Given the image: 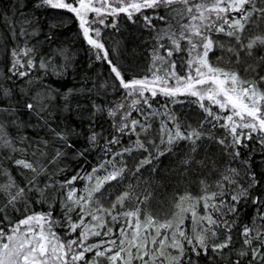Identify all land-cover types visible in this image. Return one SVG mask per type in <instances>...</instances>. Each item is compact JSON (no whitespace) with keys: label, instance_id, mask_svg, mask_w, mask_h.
<instances>
[{"label":"trees","instance_id":"16d2710c","mask_svg":"<svg viewBox=\"0 0 264 264\" xmlns=\"http://www.w3.org/2000/svg\"><path fill=\"white\" fill-rule=\"evenodd\" d=\"M65 2L76 4L74 0ZM132 2L141 0H108V4L117 8L119 4ZM202 2L205 0H190L189 6ZM255 4L262 8L264 0H255ZM184 8L183 4H173L101 17L91 27L95 40L103 45L102 49H97L85 39L76 16L68 9L52 8L43 0H0V136L10 140L17 149L0 147V208H3L0 229L11 234L10 229L20 220L43 214L48 218L46 227H51L61 241L80 239L81 233L87 231L84 245H101V251L111 248L112 252L106 253L105 257H96V249L85 253L89 262L108 264L106 257L121 247L125 249L124 253L129 249L137 253L136 248L128 246L137 219L142 222L140 242L145 243L147 237L148 250L155 251L159 247L151 243L157 230L166 234L170 243L176 230L175 214L179 211L180 197L187 194L199 198L206 189L209 195L221 193L211 201L217 207L209 208L207 213L202 200L196 203L199 215L209 214L220 222L216 228L218 237L208 243H218L229 236L231 241L227 248L213 252L209 247L205 254L199 247L195 252L192 250L194 239L193 245H189L177 233L176 238L184 247L181 264H237V261L239 264H264V258L252 259L251 248L258 247L259 242L253 240L251 247L245 246L242 235L245 226L253 229L250 233L253 236L256 228L264 231V144L260 141L264 134L252 133L249 139L247 133L250 130L237 129L243 135L241 143L234 145L230 131L221 127L225 121L209 116L201 108V101L189 94L167 97L157 91L152 97L151 92H146L148 104L141 100L132 106V99L139 97L128 96L111 71L112 66H116L126 81L152 80L154 74L165 75L173 71L182 78L195 77L188 62L194 59L196 52L189 55L187 41H180L183 51L174 50L168 38L171 33L179 36L180 26L187 24L192 14L198 15L194 7L192 14L184 12L183 16L172 11ZM226 15L231 18L240 14L229 11ZM209 35L215 43L208 52V62L226 72L237 73L243 80L256 82L258 89L264 91V80L260 79L264 77V44L257 43L250 50L242 47L253 38L264 36V17L259 13L252 15L244 30L237 32L241 43L223 32L213 31ZM230 48L233 51H229ZM169 49H173L170 57L167 56ZM196 51L202 54L203 49ZM157 56H164L167 62ZM21 72L26 75H18ZM169 83L175 86V78L171 77ZM28 103H33L35 109L29 110ZM203 104L220 117L230 114L207 99ZM112 112L115 115L109 114ZM133 119L138 121L135 126L130 123ZM125 123L128 127L123 133L118 132L117 128ZM176 125L184 132L196 129L201 136L195 144L182 139L168 144L166 132L161 129L174 133ZM93 136L95 141L91 139ZM113 138L120 142L109 144ZM221 139L224 144L219 143ZM57 152L61 155L57 156ZM18 159L32 162L43 170L36 175L18 166L15 163ZM145 159L150 163L139 167ZM94 168L97 169L95 173ZM120 168L124 169L122 175L105 182L83 211L67 199L70 189L75 190L74 198H87L88 189L94 186L97 177ZM74 176L79 178L67 183ZM225 177H230L234 183ZM7 185L12 187L4 190L3 186ZM19 189H24L23 195L14 205L9 204ZM37 189H43V196ZM245 189L246 196L232 200L233 195ZM125 192L129 196L123 205H116L115 220L106 211H97L98 208L112 209L117 197ZM230 207L235 211H230ZM68 208L73 210L68 211ZM137 209L138 217L122 215ZM183 215L180 230L192 238L195 232L191 214ZM93 216L99 219L94 220ZM147 217H152L158 224L170 220L173 227L149 228L145 232L143 224ZM223 221L231 227L226 228ZM70 222L78 225L75 232L71 230ZM203 223L207 227V222ZM93 232L101 235H92ZM73 247L76 251L83 250L82 246ZM241 250L246 252L243 257L239 254ZM164 251L179 254L174 248ZM259 251L264 253V247Z\"/></svg>","mask_w":264,"mask_h":264},{"label":"snow or ice","instance_id":"6c2138e0","mask_svg":"<svg viewBox=\"0 0 264 264\" xmlns=\"http://www.w3.org/2000/svg\"><path fill=\"white\" fill-rule=\"evenodd\" d=\"M117 2H119V0H117ZM43 3L50 5L52 8H66L69 11L76 13L77 17L80 19V26L83 29L84 37L87 39L88 43L97 49L103 48L101 43L90 38V28L85 26L86 23H88L85 16L88 12L92 11L100 15L102 9L109 6L108 0H95V3L101 4V7L99 8L94 6V0H78L79 7H75L73 3H66L65 0H43ZM173 4L185 5L184 9H172V11L177 12L178 15L183 16L184 12L192 14L193 7L195 8V12L198 13V15L192 14L189 22L180 26L181 31L179 36H177L176 33H171L170 35L166 33L174 45V50L183 51L180 41H187V44L190 46L188 49L189 55L196 52L194 59L189 60L188 62L189 68L194 69L196 76L193 77L192 75H188L187 77L182 78L177 76L173 71L171 73H166L165 75L154 74L152 80L132 79L131 81H126L122 77L120 70L116 66H112L111 71L115 73L120 85L127 91V95L139 97V99H132L131 105L135 106L139 104L141 100H143L145 104H148V99L145 96L146 92H151L152 97L157 95V91L167 97L189 94L193 97H197L198 100L201 101V108H204L209 116H214L217 120L223 119L225 121L224 124H221V127L227 128L230 131L234 145H239L241 143V135H243V133L238 132L237 129L250 130V132L247 133L249 139L252 138V133L264 134V91L258 89L256 82L243 80L235 72H226L221 68L214 67L207 60L208 52L212 50L215 43L209 35L211 32H223L229 37H234L238 43H241V37L237 35V32H242L244 30L245 23L250 21V18L254 13H259L261 17H264V7L257 8L255 0H205V2L194 6H189L190 0H141V2L127 3L119 8L112 7L111 11L112 13L127 12L129 8L140 11L141 8H154L159 6L169 7ZM246 5H250V7H245ZM229 11L239 13L240 15L238 17L233 16L229 18L226 15ZM161 19L164 18L161 17ZM194 21H199V23H194ZM100 23H103V20H101ZM225 25H227V29L225 28ZM95 31L96 35L99 36V30L97 29ZM162 38L163 37H161V39ZM257 43L264 44V36L253 38L247 45L242 44V47H246L250 50ZM161 47H163V45H161ZM198 48L203 49L202 54L196 51ZM229 51H233V49L230 48ZM172 54L173 49L167 50V56L170 57ZM250 54L251 52H249V55ZM105 58H107V53L105 54ZM156 58L162 62H167L164 56H157ZM109 63H111V61H109ZM21 66L23 67V65ZM28 66L31 67V61L28 62ZM41 66L44 67V65ZM172 67L174 68L175 65H172ZM18 75L24 76L26 73L21 72L18 73ZM171 77H174L176 80L175 86H172L169 83ZM260 79L264 80V77H261ZM205 99L212 104L218 105L222 111L230 112V114L225 117L215 115L210 108L203 104ZM27 108L29 110H34L35 105L33 103H28ZM109 114L115 115L114 112ZM130 123L132 126H135L138 124V121L133 119ZM127 127L128 123H125L121 127H118L117 131L123 133L124 129ZM0 129H2V126H0ZM161 131L166 132L168 144H172L176 139L189 140L195 144V141L201 136V133L198 130L192 129L191 131L184 132L180 129L179 125H176L174 133L170 130L166 131L163 128ZM61 138H63V136H61ZM91 139L92 141H95V136L91 137ZM163 139L164 137H162V141ZM260 141L264 144V135L260 136ZM119 142L118 139L113 138L108 143L115 144ZM137 143H139V141ZM219 143L224 144L225 141L221 139ZM139 146L144 148L142 143H139ZM0 147H8L11 148L12 151H17V149L13 147L11 141L4 136H0ZM20 151L23 150L20 149ZM108 151H111V149H108ZM125 151H130V149H125ZM159 154L163 155V152H160ZM59 155H61V153L57 152V156ZM236 155H239V153L237 152ZM15 163L18 166H22L24 169L31 170L36 175H39L43 170L25 159H18ZM144 163H150V160L145 159L144 161H141L139 167H142ZM139 167L137 168V171H139ZM96 171L97 169L94 168L93 173ZM123 172L124 169L120 168L112 171L106 176L97 177L94 186L88 189L87 198L84 196L74 198L75 190L70 189L67 199L72 201V203L79 205L81 211H83L85 205L93 199L94 193L99 192L105 182L116 180ZM78 178L79 177L74 176L68 180L67 183L71 184ZM88 179H92L91 174H89ZM225 179L229 180L230 183H234L230 177H225ZM29 183H32V181H29ZM220 186L222 187V185ZM3 187L4 190H7V188L12 187V185ZM37 190L40 192L41 196H43V189ZM204 192L205 194L201 195L199 198H193L187 194L180 197L179 203L177 204L179 211L175 214L177 217L176 230L172 233L170 243L169 237L157 230L156 235L151 237V243L153 245H159V247L156 248L155 251L148 250L146 248V241L148 238L145 237V243L140 242V229L142 227V222L137 219L135 223V233L129 241L131 247L137 249V253L134 254L129 249L127 252L129 259L125 261L122 256L125 249L121 247L106 258L111 264H117L118 260L122 261V264H130L132 259H139L143 261V264H155L156 260L165 256V247H171L179 252L178 256L171 257V264H181L184 255V247L176 238L177 233L179 237L184 238L189 245H193V239L195 240V245H193L192 248L194 252L197 247L203 249L205 254L209 247H211L213 252H218L227 248L231 241L230 236L218 243H208L209 240H215V238L218 237L216 228L220 226V222L209 214L199 215L196 211V203L202 200L204 202L203 206L205 213H207L209 208L217 207L215 204L211 203V201L216 196L221 195V193H211L209 195L207 194L206 189ZM23 193L24 189H19L15 195L11 197L8 203L14 205L16 199L22 196ZM246 195V189L239 191L237 195L232 196V200L238 201L240 196ZM128 196L129 193H122L117 197L116 202L113 203L112 209L98 208L97 211H106L108 215H112L115 220L116 216L113 215V212L116 209V205H123L124 200ZM81 201H84V204H81ZM255 202L256 201H254V203ZM72 210V208H68V211ZM229 210L235 211V208L230 207ZM0 211H3V208H0ZM138 213L139 210L137 209V211L124 212L122 215L126 217H138ZM184 213L191 214L194 225L193 230L195 232V236L192 238L188 237L185 231L180 230V225L183 224L184 221ZM80 219L81 223H83V216H81ZM93 219L96 220L99 218L93 216ZM262 219H264V217H262ZM205 221L207 222V227L204 226L203 222ZM46 224H48V218L45 215L35 214L29 215L23 220H20L16 227L10 229L11 234H7L3 229H0V240L6 238L7 241L0 243V264H75V262L79 261H84L85 264H96L95 260L92 262L87 261L85 253L96 249V257H105L106 253L112 252L111 248H106L101 251V245H84V240H86L88 236L87 231L81 233L80 239L69 240L67 242L61 241L56 233L52 231L51 227H46ZM223 224L226 228L231 227L227 221H223ZM129 226H131V223ZM70 227L71 230L75 232L78 225L75 222H70ZM172 227V221L169 220L158 224L152 217H147V222L143 224L145 232L149 228L170 229ZM25 228L26 230H24ZM109 231H111V229H109ZM252 231L253 229L245 226L242 232L244 245L251 247L253 240L258 241L259 246L251 248L252 259L257 260L258 257L264 258V253L259 251V248L264 247V231H261L260 228H256L255 236L250 235ZM209 233L210 235H208ZM92 235L99 236L101 233L93 232ZM105 235H107V233H105ZM110 243L115 244L116 242L110 241ZM121 243L123 244V241ZM73 245L82 246L83 250L76 251ZM239 254L243 257L246 255V252L241 250ZM146 256L149 257L148 260L144 259ZM237 264H239V261H237Z\"/></svg>","mask_w":264,"mask_h":264},{"label":"rangeland","instance_id":"374dc122","mask_svg":"<svg viewBox=\"0 0 264 264\" xmlns=\"http://www.w3.org/2000/svg\"><path fill=\"white\" fill-rule=\"evenodd\" d=\"M75 1H76V4H74V6L75 7H79L78 0H75ZM108 5H109L108 7H105V8L102 9V12H101L100 15H98L94 11L88 12L86 14L85 19L88 21V23H86L85 26L90 28V32H89L90 38L95 39L94 33H93L92 29H91L93 22L94 21H98L101 17L102 18L106 17L108 14H112L111 8L114 7V5L113 4H108ZM124 5L125 4H119V7H122ZM94 6L99 8V7H101V4L100 3H95V0H94ZM135 11L136 10L129 8L127 12L133 13ZM74 15L76 16V18H77V20H78V22L80 24V19L77 17L76 13H74ZM22 228H23V226H22ZM24 230H26V228ZM5 242H7V241L5 240ZM0 243H4V242L3 241H0ZM128 246H130V244H128ZM165 248L166 249L173 250V248H171V247H165ZM124 254H125V256L123 258H124L125 261H127L129 259V257H128L127 253H124ZM134 254H136V253H134ZM178 255H179L178 253H165V256L164 257H161L158 260H156L155 261V264H171V257L172 256H178ZM144 259L145 260H148L149 257L146 256V257H144ZM108 264H111V262L108 261ZM117 264H122V261L118 260L117 261ZM130 264H143V261H141L139 259H132L130 261Z\"/></svg>","mask_w":264,"mask_h":264}]
</instances>
